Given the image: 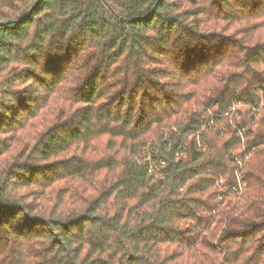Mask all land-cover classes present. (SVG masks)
<instances>
[{"label":"trees","instance_id":"obj_1","mask_svg":"<svg viewBox=\"0 0 264 264\" xmlns=\"http://www.w3.org/2000/svg\"><path fill=\"white\" fill-rule=\"evenodd\" d=\"M0 264H264V0H0Z\"/></svg>","mask_w":264,"mask_h":264},{"label":"built area","instance_id":"obj_2","mask_svg":"<svg viewBox=\"0 0 264 264\" xmlns=\"http://www.w3.org/2000/svg\"><path fill=\"white\" fill-rule=\"evenodd\" d=\"M154 159H152V157L148 155L146 161H147L148 172L153 174L155 177H157L164 166V159L158 157Z\"/></svg>","mask_w":264,"mask_h":264}]
</instances>
